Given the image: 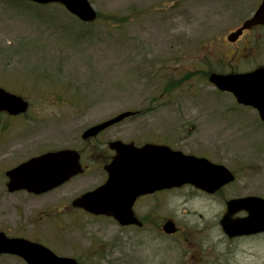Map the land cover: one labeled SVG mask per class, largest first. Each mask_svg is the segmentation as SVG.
Segmentation results:
<instances>
[{"label":"rangeland","instance_id":"rangeland-1","mask_svg":"<svg viewBox=\"0 0 264 264\" xmlns=\"http://www.w3.org/2000/svg\"><path fill=\"white\" fill-rule=\"evenodd\" d=\"M88 1L100 16L90 25L80 24L58 5L0 0V87L27 100H49L53 146H62L66 136L92 123L150 106L157 121L185 123L181 133L191 137L192 145L208 146L212 158L236 177L213 199L189 189L165 193L164 214L176 220L180 234L157 240L151 231L139 250L129 241V259L116 255L109 261L177 264L182 256L202 259L215 251L221 256H210L204 264H264V235L227 242L217 226L226 199L264 198V127L255 112L238 106L206 79H197L200 74L163 92L167 79L208 70L207 60L217 71L264 65L263 33H245L233 44L226 40L253 11L250 0ZM109 15L117 16V22L101 19ZM136 128L129 125V140ZM12 162L5 161L3 170ZM31 200L0 188V231L29 237L32 227L18 215L36 210ZM45 234L56 246L54 235ZM0 264L24 263L3 256Z\"/></svg>","mask_w":264,"mask_h":264},{"label":"flooded vegetation","instance_id":"flooded-vegetation-1","mask_svg":"<svg viewBox=\"0 0 264 264\" xmlns=\"http://www.w3.org/2000/svg\"><path fill=\"white\" fill-rule=\"evenodd\" d=\"M236 1L241 2L242 0ZM250 2L253 11L242 18H249L258 8L261 0H255L254 2L250 0ZM243 22L244 20L235 30L238 29ZM245 33L264 34V27L256 26L245 30L241 37ZM241 37L233 43H236ZM206 66L208 70L186 73L184 77L179 78V81L185 79L183 82H186L198 74L200 75L197 79H205L206 77L208 78L211 73H247L263 65L252 63L250 65L251 68L242 70L241 72H237L233 68L226 69L225 71H215L212 67H209L208 60L206 61ZM24 100L26 99L24 98ZM26 101L27 108L24 113L12 115L7 111H0V188L7 192L6 184L8 179L6 173L9 170L30 159L59 150H69L77 153L78 162L82 171L69 178L60 186L41 194H33L23 190L13 193L7 192L8 194L23 193L25 196L32 199L31 201L34 204L33 207L36 209L33 210L31 208L27 210V212L18 215V218L22 220L24 225H30L32 227L29 231V237L9 236L5 232L0 231L7 237L23 238L32 243L42 245L58 255L73 258L77 264H114L109 260L114 259L116 255H124L125 259H129V241L137 245L136 249L139 250L143 247V239L146 240L151 231L156 235L157 240H159L161 236L174 237L180 234L181 228L177 225L176 220L173 217L166 218L164 214L165 193L189 189L193 195L213 199L221 195L227 187V185L222 187L214 194H207L191 185H184L180 188L159 190L152 194L138 196L134 199L131 209L139 225H121L112 216L90 213L82 207L73 205V202L87 193L102 188L108 182L110 174V199L113 200L114 204L120 209L129 204V175L126 171L127 166L122 163H114L117 153L110 147V143L113 141H120L127 146L131 144L137 149L146 145L159 148L168 147L172 151L181 152L184 155H190L198 159H206L215 164L220 163L212 158V151L208 146L198 143L192 145L191 137L181 133L184 127L187 126L185 123H164L163 121H157L156 118H151V115L155 111L153 110L154 108L150 106L142 109H127L126 111H122L120 113L131 111L135 114L125 117L121 122L110 125L94 136L83 137V133L88 128L111 119L120 113L92 123L86 126L81 132L66 136L62 146L56 147L53 146L51 142V111L49 105H47L49 100L43 98L42 100ZM250 110L255 112L257 120L263 126L257 112L252 108ZM129 120H131L130 123ZM136 120H140L141 123H134ZM129 125H134V127L137 126L134 139L130 140ZM191 128L194 129L193 126ZM191 128H189V130H191ZM125 134L127 138H123ZM127 151H129V149ZM154 155L156 160H159L160 154ZM128 157L129 156L126 158L128 159ZM9 160H13L12 163L14 164L9 166L6 170H3V163ZM107 167L110 169V174L107 171ZM230 171L235 176L234 172L232 170ZM123 195L125 198H122ZM226 201L223 203V212L221 216L225 212ZM245 215L244 212H241L236 216L244 217ZM221 216L217 221V226L220 231L219 220ZM168 221L175 223L174 225L177 228V231L172 235H166L162 231L163 226ZM129 231L131 236H129ZM45 233L51 236L54 235L59 246H57V244L55 246L48 243V237L45 236ZM135 233L138 234V236H135ZM192 234H196L193 228ZM224 237L227 242H231L256 239L261 237V234L233 239H229L226 236ZM139 238L141 241H139ZM59 247H61V251H58ZM196 247H198L197 244L193 246L194 249H196ZM197 259H199L200 263L201 256L191 255L185 257L187 263L190 262L189 260ZM180 264H182V262ZM222 264L230 263L224 261Z\"/></svg>","mask_w":264,"mask_h":264},{"label":"water","instance_id":"water-1","mask_svg":"<svg viewBox=\"0 0 264 264\" xmlns=\"http://www.w3.org/2000/svg\"><path fill=\"white\" fill-rule=\"evenodd\" d=\"M38 5L59 4L82 23L96 20L97 14L88 0H23ZM264 27V0L254 14L244 21L242 26L227 36L229 42H235L244 30L252 27ZM208 82L220 92L231 94L238 105L255 109L264 125V66L241 74L211 73ZM27 103L20 97L7 93L0 88V111L12 115L25 112ZM132 113H123L115 118L88 129L84 136L96 135L104 128L117 123ZM110 147L117 153L114 163L125 164L129 175V204L117 207L110 199V174L108 182L97 191L87 193L73 202L93 214L112 216L121 225L139 224L132 212L136 197L152 194L163 189L178 188L185 184L213 194L224 185L233 182L231 172L222 165L212 164L205 159L186 156L173 152L167 147L144 146L140 149L115 141ZM129 149V151H127ZM160 154L156 160L154 154ZM127 156L128 159L126 158ZM80 172L78 157L72 151L48 153L9 170L6 173L7 191L24 190L41 194L67 181ZM124 172V169H123ZM122 198H125L123 195ZM240 211L244 218H233ZM222 232L228 238L264 233V199L255 196L230 199L226 203V212L219 222ZM166 234L176 232L173 222L163 226ZM0 255L15 256L25 264H77L74 259L59 257L41 245L21 238H8L0 232Z\"/></svg>","mask_w":264,"mask_h":264},{"label":"trees","instance_id":"trees-1","mask_svg":"<svg viewBox=\"0 0 264 264\" xmlns=\"http://www.w3.org/2000/svg\"><path fill=\"white\" fill-rule=\"evenodd\" d=\"M99 18H100V16H99ZM101 19L109 23L110 21H114V20L116 21L118 19V17L109 15V16L103 17ZM184 80L185 79L180 80V81H179V79L178 80L167 79V82H166V85H165L163 91L165 93H168L170 91L175 90L176 88H178L183 83Z\"/></svg>","mask_w":264,"mask_h":264}]
</instances>
